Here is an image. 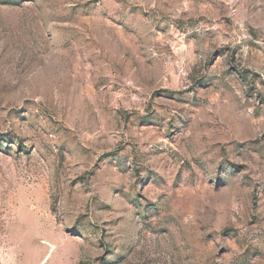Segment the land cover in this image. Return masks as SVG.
I'll list each match as a JSON object with an SVG mask.
<instances>
[{"label": "rangeland", "instance_id": "rangeland-1", "mask_svg": "<svg viewBox=\"0 0 264 264\" xmlns=\"http://www.w3.org/2000/svg\"><path fill=\"white\" fill-rule=\"evenodd\" d=\"M0 264H264V0H0Z\"/></svg>", "mask_w": 264, "mask_h": 264}]
</instances>
